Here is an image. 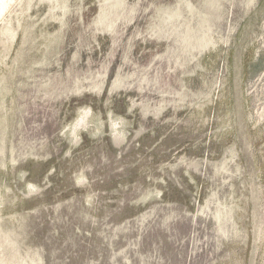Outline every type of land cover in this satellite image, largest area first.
Wrapping results in <instances>:
<instances>
[{"label":"rangeland","instance_id":"rangeland-1","mask_svg":"<svg viewBox=\"0 0 264 264\" xmlns=\"http://www.w3.org/2000/svg\"><path fill=\"white\" fill-rule=\"evenodd\" d=\"M0 264H264V0H4Z\"/></svg>","mask_w":264,"mask_h":264},{"label":"bare ground","instance_id":"bare-ground-1","mask_svg":"<svg viewBox=\"0 0 264 264\" xmlns=\"http://www.w3.org/2000/svg\"><path fill=\"white\" fill-rule=\"evenodd\" d=\"M5 5H6V1L0 0V12L4 9Z\"/></svg>","mask_w":264,"mask_h":264}]
</instances>
